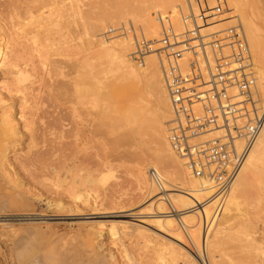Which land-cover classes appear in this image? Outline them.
Wrapping results in <instances>:
<instances>
[{"label": "rangeland", "instance_id": "1", "mask_svg": "<svg viewBox=\"0 0 264 264\" xmlns=\"http://www.w3.org/2000/svg\"><path fill=\"white\" fill-rule=\"evenodd\" d=\"M49 2L0 0L2 41L11 35L13 23L25 24L26 30L33 27L32 16H37L40 10L44 16ZM62 2L61 6L72 4L73 8L63 12L61 36L52 32L40 38L39 48L29 57L34 70L19 84L29 90L2 95L14 113L19 114L23 108L22 113L30 123L25 130L22 122H18L21 136L5 137L0 130V264H21L22 254L30 249L38 256L49 255L53 250L57 262L71 257L77 264H87L100 256L105 264H145L138 259L152 253L158 241L166 243L159 255L166 264L170 263L168 254L172 252L177 264H183L178 246L198 264H212V256L220 264H264V145L238 176L235 191L238 211L231 212L236 217L222 225L229 234L223 246L211 251L208 244L205 250L197 237L199 255L183 232L184 247L157 233V226L150 224L152 221L148 225L139 224L140 220H152V216L147 210L151 197L147 198L136 183L137 169L157 162L158 141L160 137L167 140L172 113L165 106L169 101L157 54L148 53L141 70L130 58L135 46L124 44L122 49V41L131 37L142 39L140 21L149 18L155 19L158 39L162 30L173 34L171 25L164 20L167 11L161 13L158 9L170 8L176 2L182 8L181 23L190 29L184 19L192 12L190 8L194 17L198 16L194 0ZM201 3L206 8L218 6L221 10L216 20L201 26L200 35L207 43L210 35L235 24L242 29L244 19L249 17L241 0H201ZM260 22L264 35V16ZM42 47H47L45 60L38 53ZM112 54L117 59L114 64L107 59ZM122 57L126 65L132 62L138 71L149 69L156 75L150 80L133 79L122 67ZM0 82L13 90L15 80L7 70L0 69ZM145 82L150 83L148 87ZM92 89L95 91L91 94ZM260 98L264 104L261 92ZM32 106L36 110L30 119L28 108ZM172 154L169 158L166 155L165 168L160 165L163 176L166 175L163 169L171 173L178 170L175 161L178 156ZM147 171L146 168L150 180ZM159 192L155 189L156 194ZM84 199L91 200L90 205L84 204ZM118 207L133 210L129 212L132 215L117 219ZM166 208L172 211L170 206ZM69 209L75 212L67 214ZM139 212L142 215L133 216ZM220 212L218 207L212 225L219 223ZM118 221H129L132 228L142 226L144 235L128 234L119 225L111 230L110 223Z\"/></svg>", "mask_w": 264, "mask_h": 264}, {"label": "bare ground", "instance_id": "2", "mask_svg": "<svg viewBox=\"0 0 264 264\" xmlns=\"http://www.w3.org/2000/svg\"><path fill=\"white\" fill-rule=\"evenodd\" d=\"M48 1L50 2L45 7L46 11L44 12V16L42 10H40L41 11L40 13H36L37 16L31 15L32 18L35 19V21H33L34 22L33 27L30 28L28 27L29 29L26 30L24 28L25 24L13 23V27H12L13 31L11 35H9L7 39H5L4 41H2L4 39L2 38L3 36L0 37V69L7 70L10 74H12L15 80V83L12 85L13 90L9 88V86L6 85L5 83L0 82V107H1L0 130L2 131V134H4L5 137L9 135L16 136L21 134L18 131L19 121L22 122V128L25 130L29 129L30 122L27 120L25 114L22 113L23 108H20L21 111H19L20 112L19 114L14 113L12 106L6 104L7 101L3 100L2 95L11 94L12 92L24 93L27 90H29V87L27 86L19 87L20 81H24L25 78L29 76V72L34 70L33 69L34 65L32 64L31 59L29 57L32 55L33 51H36L37 48H39L40 38L47 37L48 35L50 36L52 32H55L56 36L58 37L61 36L60 27L62 25L61 19L63 17V12H69L73 8L72 4H70L68 7H65L64 5L61 6V4L63 3L62 0L58 2L53 0H48ZM241 3L244 6L245 10L248 11L247 14L249 16L247 19H244L242 23L243 28L241 29L246 39L249 57H250V66L248 71L253 75V78L255 80L254 98H256V102L260 103L261 108H264V104L262 103V99L260 98V92L261 94H264V35L259 26V23H261L260 21L264 16V0H241ZM23 10H25V8ZM158 10L160 12L167 11L166 16L168 17H166V19L164 20L169 25H171L173 35L182 34L181 32L183 31V29L187 28L183 26V24L181 23L180 16H181L182 8L178 4V2H176L175 5H173L170 8L158 9ZM190 11L193 12L192 8H190ZM192 12L189 13L192 14ZM15 14L16 13H14V15ZM140 24H141L140 29L142 31L143 38H146L147 41H153V42L159 41L157 34H155V31L157 30L158 26L155 24L154 18H149V21L141 20ZM188 27H190L189 24ZM136 41L137 39H135L134 37L133 39L132 37L129 39L128 38L123 39L122 49L125 46L124 44L135 46ZM202 41L203 43H207V41H205V38L203 37H202ZM45 48L47 47H42V50H40L41 48L38 49L39 57L42 60H45L47 56ZM107 59H109L112 64L117 62L116 56L113 54L108 55ZM122 67L125 68V72L130 73L133 79L135 80H139V78L144 79L146 77L148 80H150L151 76L156 75L155 72L154 75H152L149 69L148 70L144 69L142 72L138 71V69L132 65V62L131 64L126 65L124 57H122ZM255 74L259 82L260 91L257 85V79L255 77ZM145 83H147L146 84L147 87L148 84H150L149 82H145ZM94 91L95 89H92L90 90V93L92 94ZM165 106L170 107L169 102H166ZM35 110L36 108L34 106L28 108V111L30 112L29 113L30 119L34 117ZM167 136H168V128H167ZM263 145H264V124L258 138L256 139V141L248 151L244 159V162L242 164V167L240 168L232 184L227 188L226 191L217 192L216 186L211 181L207 180L204 177H197L192 175L185 168L182 160L179 157H177V159L175 160L178 168L177 172L171 173L163 169V171H165L166 173V175L163 176L160 173V168H162L160 167V165L163 167L164 165H167V156L169 158V156L172 157L173 154L169 147L168 141L164 137H160L158 141V149H157L159 154L158 160L156 163H150V165H148L149 167H146L147 169H149L147 173H149L150 180H148V176L146 175L145 166L139 167L136 173V183L138 184L139 188L143 190L145 194H147V198L151 197L150 198L151 200L147 206V210L149 211V214L152 216V220L147 222H145V220H140L139 224L141 223L148 225V222L152 221V223L150 224H155L157 226V231H158L157 233H161V235L163 234L167 236V238L169 237L170 239H172L173 241L184 247L186 241L181 234L183 232L185 234L186 239L188 240L187 242L190 243L189 245H191L193 248H196L199 255H200L199 251H201L199 249L201 248H199L200 243H198L199 246H197V237L200 238L201 245L203 246L202 248H205V250H207L208 244H211L210 245L211 251L215 250L219 246H223L225 237H228L229 234L227 235V228L222 225L236 217V215L232 214L231 212L235 213L236 211H238V203H237V199H235V191L238 186L237 185L238 176L242 171V168L246 165V163L252 160V158H254V156L260 152ZM5 152L6 151H4L3 154H5ZM3 157L6 158V154ZM150 171H153L155 172V174H157L159 183H157L151 178ZM155 189H158V192L161 190L162 191L156 194ZM159 194H161L162 196L157 197V195ZM75 200H79V198H75ZM90 201L88 199H84L83 203L86 205H90ZM166 206H170L172 211L171 212L167 211L168 207L166 208ZM218 207L220 208V210H222V212H220V217L217 216V220L219 221V223L212 225L215 212L218 209ZM132 211L133 210H129V209L124 211L122 210V207H118L117 210L118 216L115 217L121 220L126 219V217L132 215L129 214V212L132 213ZM71 212H75L74 209H69L67 214ZM126 212H128L127 215L122 216V213H126ZM134 215L138 216V215H142V213L141 212L134 213L133 216ZM128 222L126 221H118L113 223L111 222L109 228H111V230H114V228L117 227V225H119L121 231L122 229L124 231L127 230L128 234L137 233L138 235L141 236L144 235L142 226L140 228H132L130 227ZM211 236L212 239H210ZM100 241L101 240H97L98 243H100ZM158 242L154 244L152 253L142 256V258H139L138 261L143 262L145 264H166L165 262L161 261L159 257L160 252L162 248L164 249L166 243L164 244ZM30 250L29 251L25 250L24 254H22V260L20 261L21 264L27 261H30V264H77V262L73 261L71 257H66L63 260L57 262V257L55 256V254L51 253L53 250L49 252V255H45V256H40V255L38 256L34 254L33 251L30 252ZM242 250H244L245 252V249ZM185 251L182 247L178 246V253L183 258V264H198L193 260H190V256H188V254ZM38 253L39 252H37V254ZM172 253L168 254L170 257L169 264H175V263L177 264L178 261L175 257H173ZM211 259H212V264H220L215 261L214 256H212ZM87 264H105V263L101 261V257L99 256L97 257V259L92 260Z\"/></svg>", "mask_w": 264, "mask_h": 264}, {"label": "built area", "instance_id": "3", "mask_svg": "<svg viewBox=\"0 0 264 264\" xmlns=\"http://www.w3.org/2000/svg\"><path fill=\"white\" fill-rule=\"evenodd\" d=\"M198 16L184 19L190 29L180 35L162 30L159 41H136L130 55L142 66L148 53L157 54L172 119L167 141L171 151L194 176L224 192L236 178L264 124V108L254 100L255 80L238 24L209 36L201 26L220 16L218 6L194 0ZM151 178L159 183L157 174Z\"/></svg>", "mask_w": 264, "mask_h": 264}]
</instances>
